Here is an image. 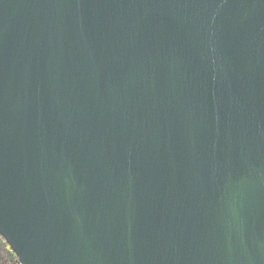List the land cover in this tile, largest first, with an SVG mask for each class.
<instances>
[{
    "label": "water",
    "instance_id": "water-1",
    "mask_svg": "<svg viewBox=\"0 0 264 264\" xmlns=\"http://www.w3.org/2000/svg\"><path fill=\"white\" fill-rule=\"evenodd\" d=\"M0 236L264 264V0H0Z\"/></svg>",
    "mask_w": 264,
    "mask_h": 264
},
{
    "label": "trees",
    "instance_id": "trees-1",
    "mask_svg": "<svg viewBox=\"0 0 264 264\" xmlns=\"http://www.w3.org/2000/svg\"><path fill=\"white\" fill-rule=\"evenodd\" d=\"M0 264H20L9 246L0 236Z\"/></svg>",
    "mask_w": 264,
    "mask_h": 264
}]
</instances>
